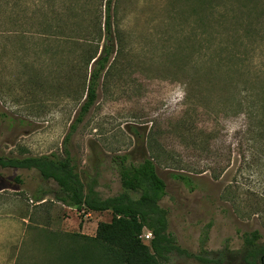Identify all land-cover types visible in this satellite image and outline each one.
<instances>
[{"label":"rangeland","instance_id":"1","mask_svg":"<svg viewBox=\"0 0 264 264\" xmlns=\"http://www.w3.org/2000/svg\"><path fill=\"white\" fill-rule=\"evenodd\" d=\"M35 1L19 0L11 18L0 11V30L21 35L0 42V157L68 151L83 180L98 175L102 199L121 192L116 157H153L168 232L185 251L167 264H247L243 235L264 245V142L250 140L238 105L264 87V0H223L219 12L199 11L197 0H115V52L79 124L90 72L80 56L101 50L86 35L104 24L106 0H41L46 14ZM43 23L64 38L31 40ZM220 47L237 58H219ZM56 189L35 171L0 169V264H64L67 236L94 237L110 222V213L68 210Z\"/></svg>","mask_w":264,"mask_h":264},{"label":"trees","instance_id":"2","mask_svg":"<svg viewBox=\"0 0 264 264\" xmlns=\"http://www.w3.org/2000/svg\"><path fill=\"white\" fill-rule=\"evenodd\" d=\"M45 1V4L48 2L50 4V0ZM103 1L95 0L100 3ZM6 2L7 0H0V11L6 13L7 19L16 15V11L20 8V2L13 0L11 5ZM197 2L198 10L201 12L205 10L219 12L228 8L227 5H221L223 0H197ZM40 3L44 2L41 0L34 2L35 5L43 9L41 10L43 13L47 12L44 11V6ZM115 7V0H106L104 24L100 23L98 31L86 35L91 38V42L98 38L97 41L102 47L99 50L100 47L96 46L93 51L84 52L80 56L86 70L90 68V72L89 75L86 72L88 79L86 87L83 88L85 100L75 121L77 124L82 122L84 116L93 106L99 82L115 52L117 37H115L111 17ZM67 10L69 13H77V9L72 6ZM1 19L2 15L0 14ZM14 22L11 19V24ZM200 22L199 26H204L202 20ZM39 28L40 30L31 34V40L39 38L42 42H50L56 41L60 37L64 38L60 27L43 23L39 25ZM248 28L243 30L245 37L249 35ZM20 37L21 35L16 30H0L2 45H4L3 42L20 40ZM240 38L242 37L240 36ZM216 52L219 58L223 52H228V57L237 58L233 50L229 51L225 47H220ZM220 61L222 62V60ZM246 84L250 85L248 82ZM261 89L256 93L252 87L247 89L245 104L244 102L243 104L239 103L238 106L244 109L250 140L264 142V87ZM73 129L74 125L71 127V130ZM113 163L118 174L121 192L113 197L102 199L96 191L98 175L96 174L94 177L86 175L83 180L77 164L68 151L63 152L62 159L55 154L22 158L0 157V169L35 171L43 182L52 181L55 183L57 189L53 192V200L66 208L75 210L78 216L89 213L111 214L109 223L97 224L94 237L67 236L66 240L69 243L66 253L61 257L62 263L167 264L173 254L184 255L185 251L178 247L168 232V212L161 206L166 195V186L157 174L154 158L147 157L137 163L128 156H118ZM171 178L180 182L189 191L195 190L194 183L189 176L175 173L171 174ZM15 181L20 183L18 178ZM42 200L37 196V203ZM144 231L149 232L152 236L151 240L146 242L147 244L141 238ZM259 238L256 232L243 235L246 250L243 256L245 263L259 264L261 260L264 261V245L256 244Z\"/></svg>","mask_w":264,"mask_h":264},{"label":"built area","instance_id":"3","mask_svg":"<svg viewBox=\"0 0 264 264\" xmlns=\"http://www.w3.org/2000/svg\"><path fill=\"white\" fill-rule=\"evenodd\" d=\"M141 238L143 241L149 242L151 240L152 236L149 232L144 231Z\"/></svg>","mask_w":264,"mask_h":264},{"label":"flooded vegetation","instance_id":"4","mask_svg":"<svg viewBox=\"0 0 264 264\" xmlns=\"http://www.w3.org/2000/svg\"><path fill=\"white\" fill-rule=\"evenodd\" d=\"M262 261H263V260H262ZM259 264H264V261H263V262L260 261Z\"/></svg>","mask_w":264,"mask_h":264},{"label":"crops","instance_id":"5","mask_svg":"<svg viewBox=\"0 0 264 264\" xmlns=\"http://www.w3.org/2000/svg\"><path fill=\"white\" fill-rule=\"evenodd\" d=\"M68 210H73V209H70V208H67ZM74 212H75V210H74Z\"/></svg>","mask_w":264,"mask_h":264},{"label":"water","instance_id":"6","mask_svg":"<svg viewBox=\"0 0 264 264\" xmlns=\"http://www.w3.org/2000/svg\"><path fill=\"white\" fill-rule=\"evenodd\" d=\"M261 262H263V261L261 260Z\"/></svg>","mask_w":264,"mask_h":264}]
</instances>
